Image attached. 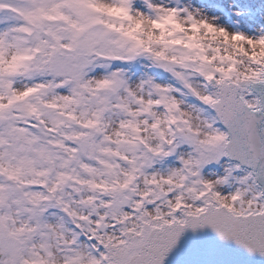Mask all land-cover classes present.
Here are the masks:
<instances>
[{
    "label": "snow or ice",
    "instance_id": "1",
    "mask_svg": "<svg viewBox=\"0 0 264 264\" xmlns=\"http://www.w3.org/2000/svg\"><path fill=\"white\" fill-rule=\"evenodd\" d=\"M0 264H264V0H0Z\"/></svg>",
    "mask_w": 264,
    "mask_h": 264
}]
</instances>
